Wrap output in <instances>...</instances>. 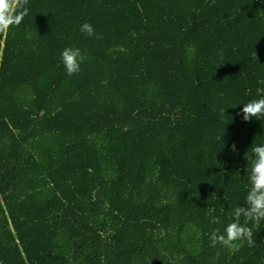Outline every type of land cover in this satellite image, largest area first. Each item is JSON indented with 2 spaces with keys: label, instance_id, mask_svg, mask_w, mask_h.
<instances>
[{
  "label": "trees",
  "instance_id": "obj_1",
  "mask_svg": "<svg viewBox=\"0 0 264 264\" xmlns=\"http://www.w3.org/2000/svg\"><path fill=\"white\" fill-rule=\"evenodd\" d=\"M27 6L0 31V263L264 264V220L254 247L209 242L264 143L241 114L264 95V0Z\"/></svg>",
  "mask_w": 264,
  "mask_h": 264
},
{
  "label": "clouds",
  "instance_id": "obj_2",
  "mask_svg": "<svg viewBox=\"0 0 264 264\" xmlns=\"http://www.w3.org/2000/svg\"><path fill=\"white\" fill-rule=\"evenodd\" d=\"M29 0H0V31L6 30L12 25H19L25 16L29 14ZM80 31L87 36H95L96 32L90 23H83ZM102 39V36H97ZM257 56V54L255 53ZM61 59L69 76L79 73L80 65L84 62L85 57L79 47H66L61 52ZM241 114L243 121L250 122L252 118L264 121V95L259 98L250 99L247 103H242ZM228 108H220V118L228 114ZM222 139V137H221ZM250 154L245 153L248 168V184L244 204L235 207L232 212L233 221L228 223L223 232L219 228H214L209 233L210 247L216 248L217 245L238 252L243 243L246 242L249 247L256 246L253 239V227L258 228L264 220V143L251 145ZM231 151L237 152L235 144L231 145ZM214 211V210H213ZM243 217V223H241ZM211 223L220 224L219 217L212 216ZM252 222L253 227H249ZM219 253H217V258Z\"/></svg>",
  "mask_w": 264,
  "mask_h": 264
},
{
  "label": "built area",
  "instance_id": "obj_3",
  "mask_svg": "<svg viewBox=\"0 0 264 264\" xmlns=\"http://www.w3.org/2000/svg\"><path fill=\"white\" fill-rule=\"evenodd\" d=\"M1 264V263H0Z\"/></svg>",
  "mask_w": 264,
  "mask_h": 264
}]
</instances>
